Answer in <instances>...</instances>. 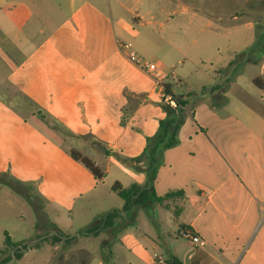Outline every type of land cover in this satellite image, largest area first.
I'll return each instance as SVG.
<instances>
[{
	"label": "crops",
	"instance_id": "1",
	"mask_svg": "<svg viewBox=\"0 0 264 264\" xmlns=\"http://www.w3.org/2000/svg\"><path fill=\"white\" fill-rule=\"evenodd\" d=\"M247 2L249 3V0ZM64 6H67L71 13L70 18L49 19L47 12L59 14L63 12ZM137 6H128L126 0H0V44L6 45L8 55L18 51L20 56L26 59L22 65L8 61V78L15 80L17 75L27 77V83L34 84L36 91L40 90L38 100L48 110H54L56 104H59L62 108L60 110L67 114L61 120L71 131H75L76 135H90L86 141H79L78 145L81 149L88 150L92 156L97 154L89 148L98 142L106 154L120 150L138 157L145 149L143 138L152 137L155 131L149 132L148 128L143 126L149 122L144 119L140 133L131 131L133 135L139 136L133 138L130 135L131 141L137 142L134 149L131 145L121 144L129 128H133L132 119L124 126L119 123L118 127L114 128L115 134L110 125H101V119L89 126V120L82 115L84 108L79 102L78 90H68L77 84L79 75L83 74L84 79L90 77L94 84L104 88L106 94L112 91V88L116 91L120 87L130 86L142 93L147 91L149 98L157 93L162 102L165 84L172 92L169 86L171 81L177 86L183 83V78L180 75L175 77L161 60L149 62L134 52L130 39L137 36L136 25H143L142 18L136 11ZM126 13H130L131 18H128ZM247 27L252 30L255 24L249 23ZM37 33H43V36L37 38ZM159 33L152 30L149 34L158 36ZM174 37L178 38L177 35ZM255 39V34L250 35L242 49L253 45ZM32 42L35 47L31 49L35 51L23 52L21 45ZM129 44L131 47H126ZM238 49L233 46L227 53L219 54L215 58V67L212 65L209 69L204 66L205 70H213L215 85L203 87L200 94H197L199 96L191 95L189 100L184 98L191 92L178 96L184 104L185 121L179 131L178 144L164 152L154 190L157 196L179 191L183 193V197L166 201L165 204H168L169 208L154 207L153 211L157 213L155 235L162 239L166 251L164 254L154 251L151 255L148 249L139 243L135 246L139 264H158V256L165 257L167 264H264V112L249 103L231 102L221 83V77L228 80L231 71L225 73L224 69L234 60L235 55L239 54L241 50ZM131 53L137 55L138 63L130 58ZM0 54H3L1 49ZM145 63L154 64L155 70H147L143 66ZM263 75L264 63L261 65V76L257 78ZM49 77H55L57 84L52 86ZM234 81L231 79L228 87H232ZM49 91L59 92L61 99L55 101L52 97L50 101L46 100ZM147 106L148 101L140 103L135 114ZM0 109H8L1 100ZM7 112L11 114L8 110ZM149 117L153 120L151 125H158L159 121L165 118L160 111H151ZM78 122L84 130H77L81 129L77 125ZM27 125L28 122H24L26 135L32 137V131L38 127L31 125L28 128ZM87 126L88 130L85 131ZM99 129L101 131L97 133L100 135H95ZM44 139L46 138L40 135V140ZM56 143L55 160L62 166L58 167L56 162L52 166H45L44 169L31 170V166H28V179H36L35 182L44 186L54 182L56 176L64 182L66 179L63 177L68 172L73 173L70 179L77 184L83 178L89 179L93 186L101 181L71 153H64L59 142ZM72 151L79 152L82 157L93 160L97 165L96 160L84 154L82 150ZM107 164L110 165V162ZM141 166L144 168L143 164ZM50 170L52 171L48 173ZM33 172L40 174L33 175ZM60 172H63V175ZM104 173L107 176V173ZM144 174L139 173L136 178L128 176V183L120 180L115 182H120L124 188L133 184L144 186L147 182V176ZM123 206L124 200L115 210H120ZM162 210L174 214L177 236L180 228L187 227L192 229L204 244H194L179 236V240L172 242L164 238L169 234V225L162 220ZM105 215L101 217L98 225H101ZM123 217H126V214ZM120 222L124 224L118 231L126 228L130 221L123 222L121 218L116 220V224ZM53 225L57 227L55 223ZM106 231L110 238L104 241L107 245L103 244L104 249L114 242L111 234L113 236V233L117 232ZM62 233L65 236L60 242L54 245L44 243L60 250V243L69 238L65 232ZM131 246L130 243L123 245L124 248L130 249L129 252L133 249ZM150 246L154 250L159 248L155 241H151ZM28 253H23L21 258L15 261H21ZM107 259L106 255L98 254L97 259L93 253L80 252L74 256L68 254L64 264H109ZM12 261L13 258L6 261V264Z\"/></svg>",
	"mask_w": 264,
	"mask_h": 264
},
{
	"label": "rangeland",
	"instance_id": "2",
	"mask_svg": "<svg viewBox=\"0 0 264 264\" xmlns=\"http://www.w3.org/2000/svg\"><path fill=\"white\" fill-rule=\"evenodd\" d=\"M259 1L249 0L248 3L247 0H126L128 6L138 5L136 11L143 22V25H136L137 36L130 39L133 50L146 61L161 60L175 77L180 75L183 83L177 86L171 81L169 86L177 96L191 92L184 98L189 100L191 95L199 96L197 94H200L203 87L215 85L213 70H205L204 66L209 69L212 65L215 67V58L219 54L227 53L233 46L241 50L239 53L245 51L248 48L242 49V46L252 34H255V40L260 39L264 42V1ZM126 15L131 18L130 13ZM47 16L51 20H67L71 13L67 6H64L63 12L58 14L49 11ZM249 23L255 24V28L248 30ZM152 30L156 33L161 32L160 30L162 32L158 36L150 35ZM164 31L167 34H164ZM176 35L177 39L174 37ZM36 36L42 37L43 33H37ZM21 47L23 52H28L33 50L31 48L35 45L32 42ZM0 49L3 50V54H0V100L8 107L5 110L0 109V259L4 258L0 260V264H6L11 258L13 261L10 264L60 262L64 264L68 254L74 256L80 252L93 253L97 259L98 254L106 255L109 264H139L138 251L135 249L139 243L143 248H147L151 255L154 251L164 254L166 249L162 239L155 235L156 214L153 215L144 207L137 208L129 218L127 227L117 231L113 236L111 234L114 242L109 248H103V244L106 243L104 241L110 238V234L106 229L99 230L97 235L91 232L95 226H100L98 222L101 217L123 204V199L112 189V185L116 180L128 183V176L136 178L139 173L144 172L133 165L132 161L136 157L128 155L127 152L119 150L106 154L98 142L89 148L91 151L94 150L97 156H92L88 150L81 149L79 141H86L90 135H76L75 131H71L61 120L67 114L60 110L62 108L59 104H56L54 110H48L40 103L38 100L40 90L36 91L34 84L27 83V77L17 75L15 80L8 78V61L22 65L26 59L20 56L18 51L8 55L6 45L0 44ZM251 56L257 63L240 61L233 70L235 75L232 79L235 81L232 87H228V81L223 77L221 83L231 102L249 103L264 112V90L254 84V79L261 76L264 54ZM83 77V74L79 75L77 84L68 90H78L79 102L84 108L82 115L89 120V126H93L101 119L103 127L110 125L114 130L119 123L124 126L132 119L134 129L129 128L121 144L131 145L134 149L137 142H132L130 135L133 138L138 135H133L131 131L140 133L144 119H148L149 122L143 126L148 128L149 132L155 131L154 135L157 134L160 123L151 125L153 120L149 117L150 112L160 111L164 117L168 114L157 93L149 98L147 91L142 93L129 86L120 87L116 91L112 88V91L106 94L104 88L94 84L90 77L87 76L86 79ZM258 79L264 84V75ZM55 81V77H49L52 86L57 84ZM52 97L55 101L61 99L59 92L49 91L46 100L50 101ZM145 101H148L149 106L135 114L137 106ZM7 110L11 114H8ZM24 122H28L26 126L28 128L31 125L38 127L32 131V137L26 135ZM77 125L81 128L77 130H84L79 122ZM100 131L99 129L94 134L99 136L97 132ZM115 133L116 130L113 134ZM40 135L46 139L41 141ZM56 142H59L61 150L68 155L73 149L82 150L84 154L96 160L99 168L106 172L107 176L95 186L86 178L78 184L75 183L70 179L73 173L68 172L63 177L66 179L64 182L56 176L54 182L44 186L35 182L36 179H28V166H31V170L44 169L55 162L58 167L62 166L55 160ZM143 142L146 147L147 137L143 138ZM108 156L111 159H108ZM108 161L110 165L107 164ZM60 173L63 175V172ZM39 174L40 172H33V175ZM61 201L70 207H66ZM162 220L169 225V234L164 238L171 242L179 240L174 214L162 210ZM53 223L59 229L56 230ZM57 231L65 232L69 237L67 241L63 240L60 243V250L44 243L45 239L50 240ZM7 236L13 243L26 246L29 253L21 261H15L13 251L16 248L7 245ZM151 241L158 243L157 250L150 246ZM126 243L132 245L131 252L130 249L123 247Z\"/></svg>",
	"mask_w": 264,
	"mask_h": 264
},
{
	"label": "trees",
	"instance_id": "3",
	"mask_svg": "<svg viewBox=\"0 0 264 264\" xmlns=\"http://www.w3.org/2000/svg\"><path fill=\"white\" fill-rule=\"evenodd\" d=\"M263 50L264 42L260 39H257L248 49L236 54L235 59L228 65L226 69H224L225 73L231 71L227 81H231V79L234 77L235 72L233 73V70L240 61L244 60L246 63L256 64L257 60L252 58L251 54L262 55L264 54ZM254 84L260 89H264V84L260 82L258 78L254 79ZM164 90L165 93L170 95L171 98L176 102L177 108H173L169 103H165L163 101V105L168 112L167 116L160 121L157 134L147 138V145L142 154L132 161L133 165H136V167L146 174L147 182L144 186L133 184L129 188H124L120 182L114 183L112 188L113 190L117 191L119 196L124 200V206L120 210H114L106 214L101 225L92 229L91 233H94L95 235L98 234L99 230L106 229L112 230V232L120 230L124 223L120 222L116 224V220L121 218L123 222H125L127 219L130 221L129 218L139 207H144L150 210L154 215L155 212L153 209L155 206H164L169 208V205L165 204L166 201L183 197V193L179 191H172L164 196H157L154 190V182L157 177L158 168L163 161L164 152L178 144L179 131L185 121L183 101L169 90L168 85H164ZM71 154L76 160H80L97 179L102 180L105 178V173L96 165L93 160L87 157H82L79 152L71 151ZM141 164L144 165V168H142ZM124 214H126V217H123ZM53 226L57 230V227L55 225ZM64 236L65 235L62 232L58 231L55 235H52L50 240L45 239V242L54 245L55 243L60 242L61 238ZM6 243L8 246L16 248V250L13 251L16 259H20L23 255V251L17 250L18 247L23 246L25 250L27 249L24 244L13 243L9 236L6 237ZM108 260L109 259H107V261Z\"/></svg>",
	"mask_w": 264,
	"mask_h": 264
},
{
	"label": "built area",
	"instance_id": "4",
	"mask_svg": "<svg viewBox=\"0 0 264 264\" xmlns=\"http://www.w3.org/2000/svg\"><path fill=\"white\" fill-rule=\"evenodd\" d=\"M126 47L129 48V47H131V45L130 44L126 45ZM130 58L132 60L136 61L137 63L139 62V59L137 58V56L134 53L130 54ZM143 66H145V68L147 70H149V71H154L155 70V65L154 64L145 63ZM163 101L165 103H169L173 108H177L176 102L171 98L170 95H168L166 93L163 94ZM178 236L181 237L182 239L187 240L189 242H192L194 244H198V245H203L204 244V241L198 235H196V233L192 229L187 228V227L180 228L179 232H178ZM17 250H21L24 253L27 252V250H25L23 248V246L18 247ZM157 263L158 264H167V260L163 256H158Z\"/></svg>",
	"mask_w": 264,
	"mask_h": 264
},
{
	"label": "water",
	"instance_id": "5",
	"mask_svg": "<svg viewBox=\"0 0 264 264\" xmlns=\"http://www.w3.org/2000/svg\"><path fill=\"white\" fill-rule=\"evenodd\" d=\"M156 215H157V213H156ZM169 264H172V262H169Z\"/></svg>",
	"mask_w": 264,
	"mask_h": 264
}]
</instances>
